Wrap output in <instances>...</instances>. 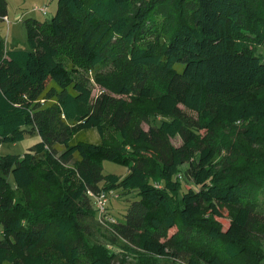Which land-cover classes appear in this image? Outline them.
<instances>
[{
  "label": "trees",
  "instance_id": "trees-1",
  "mask_svg": "<svg viewBox=\"0 0 264 264\" xmlns=\"http://www.w3.org/2000/svg\"><path fill=\"white\" fill-rule=\"evenodd\" d=\"M25 24L29 49L0 39V141L40 140L0 153V264H51L53 254L113 264V251L91 244L90 193L119 189L137 195L114 223L116 239L147 255L228 264L264 238V173L221 169L229 146L215 134L250 121L242 136L260 141L264 0H59L51 20ZM147 101L165 118L145 129ZM106 160L128 173H105ZM182 177L195 187L183 191ZM225 208L233 216L223 230Z\"/></svg>",
  "mask_w": 264,
  "mask_h": 264
},
{
  "label": "rangeland",
  "instance_id": "rangeland-1",
  "mask_svg": "<svg viewBox=\"0 0 264 264\" xmlns=\"http://www.w3.org/2000/svg\"><path fill=\"white\" fill-rule=\"evenodd\" d=\"M8 1V17L9 21L0 18V39H3L6 43V47L29 49V43L27 40V28L25 21L32 18H37L41 21L51 20L55 15L59 0H7ZM41 7L47 8V13L40 10ZM15 46V47H13ZM259 53L264 55V45L259 48ZM94 95H98L103 91L102 87L95 84L93 85ZM258 95L264 96V90L257 93ZM127 101L132 102L133 98H127ZM144 107V114L149 117V122H143L145 129L149 128V124L158 126L161 120L165 117L158 113L155 109V103L152 101L146 102ZM186 113L196 117V114L192 111L186 110L182 107ZM250 124V121H245L240 125H222L215 133L219 138L218 141H222L226 138V144L229 146V150H222V154L218 159V164L222 168L227 165L231 166L230 169L233 171L234 176H239L244 173L263 174L264 173V123L257 125L260 133V141L256 146L250 147L241 133L243 127ZM96 136L97 134L94 133ZM93 134V135H94ZM109 137L111 133L109 132ZM203 135L207 136V132L203 131ZM94 138V137H93ZM96 137L94 140H97ZM40 140L38 133H29L25 139L16 143H2L0 148L1 154H24L33 145ZM175 145H180L182 139L175 137L170 139ZM255 155L256 160L248 159L249 156ZM247 157V158H246ZM228 160L229 162H227ZM252 162H255L252 164ZM67 172H70V181L66 182L69 187H74L78 183V176L76 173V164L70 163L66 165ZM104 172L105 173H116L120 177L125 176L128 173V169L120 164H116L111 161H104ZM9 180L14 183V176L11 175ZM183 191L190 187H195L193 182L186 178H181ZM136 191L126 192L124 190H113L109 194V202L107 203L108 212L101 216L96 207V201L92 197L93 208L96 211L97 224L93 227L94 234L92 235L94 246L100 250L113 251V264H189L182 258L178 259H167L143 253L135 244L132 242L121 243L116 239V230L114 223L122 219L123 215L128 210V206L131 200L136 199ZM18 197V196H17ZM262 199V198H261ZM263 203V200H261ZM264 208V203L261 205V209ZM233 216V210L230 208L224 209V216L217 217L223 230H226L231 222ZM176 228L170 230V234L174 233ZM49 251H51L49 249ZM52 253V252H51ZM196 258V256L194 257ZM51 264H65L64 261L53 254L51 256ZM199 264H207L204 261H200ZM228 264H264V238H255L250 243L246 251L234 261H230Z\"/></svg>",
  "mask_w": 264,
  "mask_h": 264
},
{
  "label": "built area",
  "instance_id": "built-area-1",
  "mask_svg": "<svg viewBox=\"0 0 264 264\" xmlns=\"http://www.w3.org/2000/svg\"><path fill=\"white\" fill-rule=\"evenodd\" d=\"M40 10L44 13H47V8L46 7H41ZM7 21H9L8 17L5 18ZM1 148V144H0ZM113 192L112 191H101L99 194H94L90 193L92 197H94L96 201V207L101 216L105 215L108 210H107V203L109 202V194Z\"/></svg>",
  "mask_w": 264,
  "mask_h": 264
},
{
  "label": "crops",
  "instance_id": "crops-1",
  "mask_svg": "<svg viewBox=\"0 0 264 264\" xmlns=\"http://www.w3.org/2000/svg\"><path fill=\"white\" fill-rule=\"evenodd\" d=\"M8 17V16H7ZM8 19H9V17H8ZM13 47H15V46H13ZM7 48V47H6ZM7 49H9V48H7Z\"/></svg>",
  "mask_w": 264,
  "mask_h": 264
}]
</instances>
